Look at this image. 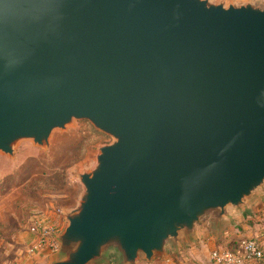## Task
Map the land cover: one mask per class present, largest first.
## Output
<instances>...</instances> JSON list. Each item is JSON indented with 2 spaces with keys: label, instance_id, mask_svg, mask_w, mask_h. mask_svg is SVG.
Instances as JSON below:
<instances>
[{
  "label": "water",
  "instance_id": "obj_1",
  "mask_svg": "<svg viewBox=\"0 0 264 264\" xmlns=\"http://www.w3.org/2000/svg\"><path fill=\"white\" fill-rule=\"evenodd\" d=\"M100 147L49 264H137L264 184V3L0 0V151Z\"/></svg>",
  "mask_w": 264,
  "mask_h": 264
},
{
  "label": "rangeland",
  "instance_id": "obj_2",
  "mask_svg": "<svg viewBox=\"0 0 264 264\" xmlns=\"http://www.w3.org/2000/svg\"><path fill=\"white\" fill-rule=\"evenodd\" d=\"M112 142V136L90 121L73 119L65 128L54 129L48 145L23 139L16 143L14 155L0 151V264H17L26 256V235L34 217L48 218L59 233L65 230V215L78 206L84 192L81 175L93 171L100 147ZM231 212L222 217L211 213L191 233L183 230L169 239L163 254L150 261L142 256L140 264H209L212 250L237 246L241 237L249 236L248 230L264 243V184ZM110 259L109 264H119L118 255ZM29 261L47 264L48 259Z\"/></svg>",
  "mask_w": 264,
  "mask_h": 264
},
{
  "label": "built area",
  "instance_id": "obj_3",
  "mask_svg": "<svg viewBox=\"0 0 264 264\" xmlns=\"http://www.w3.org/2000/svg\"><path fill=\"white\" fill-rule=\"evenodd\" d=\"M29 232L34 236V239L27 249L28 254L32 255L45 251L55 253L59 250L60 243L57 236L60 233L55 229V224L48 218L34 217L31 220ZM263 255L264 243L255 238L241 237L237 241V246L212 250L209 264H247L261 259Z\"/></svg>",
  "mask_w": 264,
  "mask_h": 264
},
{
  "label": "crops",
  "instance_id": "obj_4",
  "mask_svg": "<svg viewBox=\"0 0 264 264\" xmlns=\"http://www.w3.org/2000/svg\"><path fill=\"white\" fill-rule=\"evenodd\" d=\"M248 208H245L244 210L247 211ZM248 235H249L248 237L254 238L256 234H255V232H251L250 230H248ZM26 239H27L26 242L28 244H30L34 239V236L29 232L26 235ZM112 255H114V254L113 253L110 254L109 260H111L110 258ZM55 258L57 259V256H55L54 253H51L48 251H45L42 253H36V254H32V255L26 253V256L21 258L20 260H18L17 264H31L30 262H32V261H29L31 259H38V262H41V261L43 262V261H45V259H48L47 264H49L52 261H54ZM105 264H109V261H107ZM137 264H140V261H138Z\"/></svg>",
  "mask_w": 264,
  "mask_h": 264
},
{
  "label": "trees",
  "instance_id": "obj_5",
  "mask_svg": "<svg viewBox=\"0 0 264 264\" xmlns=\"http://www.w3.org/2000/svg\"><path fill=\"white\" fill-rule=\"evenodd\" d=\"M114 254H116V253H114ZM116 255H118V254H116ZM112 256H113V255H112ZM262 260H264V255H263V257H262L261 259L256 260V262L258 261V263H260Z\"/></svg>",
  "mask_w": 264,
  "mask_h": 264
}]
</instances>
